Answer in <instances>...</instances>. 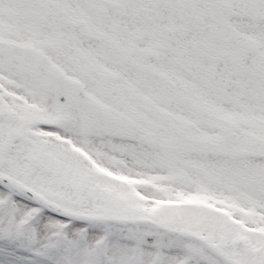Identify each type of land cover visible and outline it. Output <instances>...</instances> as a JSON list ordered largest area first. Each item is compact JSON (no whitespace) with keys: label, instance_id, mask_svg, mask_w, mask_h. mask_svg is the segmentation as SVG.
<instances>
[{"label":"snow or ice","instance_id":"1","mask_svg":"<svg viewBox=\"0 0 264 264\" xmlns=\"http://www.w3.org/2000/svg\"><path fill=\"white\" fill-rule=\"evenodd\" d=\"M0 264H264V0H0Z\"/></svg>","mask_w":264,"mask_h":264}]
</instances>
